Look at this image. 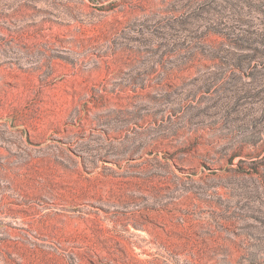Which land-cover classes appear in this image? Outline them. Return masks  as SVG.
Wrapping results in <instances>:
<instances>
[{
    "label": "rangeland",
    "instance_id": "rangeland-1",
    "mask_svg": "<svg viewBox=\"0 0 264 264\" xmlns=\"http://www.w3.org/2000/svg\"><path fill=\"white\" fill-rule=\"evenodd\" d=\"M0 264H264V0H0Z\"/></svg>",
    "mask_w": 264,
    "mask_h": 264
},
{
    "label": "bare ground",
    "instance_id": "bare-ground-1",
    "mask_svg": "<svg viewBox=\"0 0 264 264\" xmlns=\"http://www.w3.org/2000/svg\"><path fill=\"white\" fill-rule=\"evenodd\" d=\"M158 224H160L161 226H163V228H164V231L165 232H167V231H169V232H172L171 230H170V228H168L167 227V225L166 224H164V223H161V222H158ZM154 226V225H153ZM155 227V226H154ZM173 230V229H172ZM174 231V230H173ZM138 232H140L141 234H145V232H142L141 230H138ZM156 233V232H155ZM162 235V234H161ZM161 237V236H160ZM113 238V240H114V242H116V243H119V244H124V242L123 241H120V240H116L114 237H112ZM166 238V237H165ZM167 240H168V237H167ZM166 240V241H167ZM174 240V239H173ZM170 243V242H169ZM126 244V243H125ZM186 244V243H185Z\"/></svg>",
    "mask_w": 264,
    "mask_h": 264
}]
</instances>
